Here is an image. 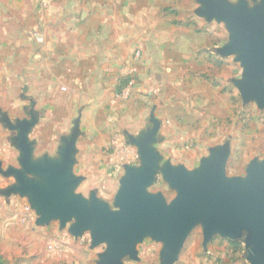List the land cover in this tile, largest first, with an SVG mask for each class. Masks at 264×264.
Listing matches in <instances>:
<instances>
[{
	"label": "rangeland",
	"instance_id": "374dc122",
	"mask_svg": "<svg viewBox=\"0 0 264 264\" xmlns=\"http://www.w3.org/2000/svg\"><path fill=\"white\" fill-rule=\"evenodd\" d=\"M156 1L159 20L181 31L177 41L182 39L185 47L180 54L190 59V66L178 67L173 75L184 76L178 83L173 80L170 89L150 90L141 86L133 68L123 67L127 60H107L103 71L111 83L92 84L91 91L92 104L103 114L87 119L71 109V68L62 70V84L50 79L61 75L56 54L69 59L76 43L69 31L57 30L62 24L71 28L70 18H61L70 16V1L0 0V264H104L108 240L94 243L91 228L75 233L74 215L63 222L43 221L35 191H49L54 172L63 173L70 179L65 182L67 198L79 197L116 213L128 170L143 169L138 143L148 135L155 167L143 193L167 207L178 195L166 179L167 168H182L192 176L219 156L225 160L223 178L244 181L253 162L259 167L264 162V106L245 99L239 88L244 51H229L239 33L211 12L220 5L258 19L264 0ZM106 39L86 35L77 43L109 47ZM109 53L102 51L97 59H107ZM130 56L135 61L140 51L134 49ZM143 93L149 99L141 116L129 107ZM86 122L98 124L99 131H84ZM250 236L246 230L236 240L215 234L204 244L198 223L172 264H249ZM163 248V242L145 236L118 264H161Z\"/></svg>",
	"mask_w": 264,
	"mask_h": 264
},
{
	"label": "water",
	"instance_id": "95a60500",
	"mask_svg": "<svg viewBox=\"0 0 264 264\" xmlns=\"http://www.w3.org/2000/svg\"><path fill=\"white\" fill-rule=\"evenodd\" d=\"M213 15L226 19L239 33L229 46L243 50L244 80L239 88L245 99L252 98L264 106V7L258 19L243 11L233 12L220 5ZM151 136L138 143L143 169L128 170L116 198L120 211L110 212L94 202L88 205L81 198H67L63 173L54 172L50 190L35 191L43 221L59 218L61 222L74 215L73 231L92 229L94 243L108 240L104 264H118L121 257L132 255L136 242L145 236L163 242L161 264H172L192 227L202 224L204 244L219 234L230 240L239 239L242 230L251 233L249 264H264V162L250 165L248 178L225 180L224 159L219 156L206 164L199 174L187 176L182 168H167L165 176L178 195L167 207L160 198L145 196L144 186L152 180L155 156L148 149ZM58 181H62L59 184Z\"/></svg>",
	"mask_w": 264,
	"mask_h": 264
},
{
	"label": "crops",
	"instance_id": "0c3cea01",
	"mask_svg": "<svg viewBox=\"0 0 264 264\" xmlns=\"http://www.w3.org/2000/svg\"><path fill=\"white\" fill-rule=\"evenodd\" d=\"M69 1L73 6L70 10L71 14L61 18H70V23L67 25L71 28L63 27L66 24H62L57 30H61V34H68L69 31L72 37H76L74 40L76 43L72 42L69 59L63 56L57 57L56 54L55 65L60 70V74L65 67L71 68V72L75 74L72 75L73 81H71L74 85L72 95L74 101L71 103V109L80 110L85 118L89 119L96 112H98L96 115L103 114V108L100 109L99 106L95 109L94 103L92 104L91 91L92 84L111 83L108 81L111 80L109 75L103 71L108 66L107 60L112 63L121 62L120 59L127 60L123 67L126 70L133 68L138 74L141 86L150 90L170 89L169 84H172L173 80L178 83L176 79H182L184 76L173 75L175 71L180 67L190 66V59L181 55L185 47L183 40L177 41L178 34L179 36L182 34L181 31L171 27L167 21L159 20L156 0ZM86 35L106 37L111 44L108 47L106 44H93V41L86 46L77 43L79 37ZM134 49L140 51V57L130 61V53ZM102 51L110 53L107 59L99 61L96 55ZM55 75L45 78L62 84L65 76ZM145 95V93L138 94L135 105L129 107L135 112L138 110L141 116L145 111L144 103L149 99ZM111 106L107 104L105 109L109 110ZM84 126L86 128L84 131H89V128L99 131L98 124L93 122H86Z\"/></svg>",
	"mask_w": 264,
	"mask_h": 264
},
{
	"label": "built area",
	"instance_id": "2783aa9c",
	"mask_svg": "<svg viewBox=\"0 0 264 264\" xmlns=\"http://www.w3.org/2000/svg\"><path fill=\"white\" fill-rule=\"evenodd\" d=\"M222 264H237V263L234 262V261H230V260H228V261H224V262H222Z\"/></svg>",
	"mask_w": 264,
	"mask_h": 264
}]
</instances>
